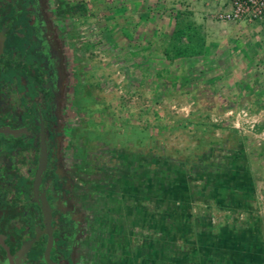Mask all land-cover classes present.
Instances as JSON below:
<instances>
[{"label": "flooded vegetation", "instance_id": "af4514ba", "mask_svg": "<svg viewBox=\"0 0 264 264\" xmlns=\"http://www.w3.org/2000/svg\"><path fill=\"white\" fill-rule=\"evenodd\" d=\"M50 2L0 0V264H83L102 242L139 246L143 230L112 213L128 199L124 151L96 158L66 134L74 26H55Z\"/></svg>", "mask_w": 264, "mask_h": 264}, {"label": "crops", "instance_id": "0c3cea01", "mask_svg": "<svg viewBox=\"0 0 264 264\" xmlns=\"http://www.w3.org/2000/svg\"><path fill=\"white\" fill-rule=\"evenodd\" d=\"M87 1L84 7L90 14L100 12L104 15L102 24L111 32V38L114 37L113 32L120 35L123 49L121 60L142 63L143 66L135 74L140 85L149 75L161 78L162 72L155 70L151 73L149 64L162 60L193 62L198 58L205 67L209 63L215 64L216 74H206L200 86L186 88L183 93L185 100L174 99L171 103L154 100L152 141L168 145L174 159L179 149L175 144L182 142L183 131L192 128L196 122L195 111H219L211 114L209 128L221 131L232 128L233 132L245 135L242 137L244 141L251 135L259 137L263 139V153L257 151L253 155L252 150H249L247 156L251 181L248 192L240 195L245 198L238 199L236 205L221 208L211 199L200 200L203 202L201 205L193 204V201L190 205L175 201L168 204L167 213L173 221L183 223L184 228H188V232L183 231V234L193 241L194 253L185 259L186 262L194 258L199 264H264V22L217 19L215 16L218 12L229 8L228 0H224L222 7L217 9L215 7L220 0ZM76 3L81 6L83 2L76 0ZM178 27L184 33L176 42L173 32ZM163 41L169 49L174 44L186 46L190 53L181 57H173V53L170 56L161 55L158 49ZM111 43L113 46V39ZM144 63L147 64L145 67ZM175 77L172 78L174 83L169 94L176 95L172 90L177 86ZM161 89L160 85L153 86L151 91L153 95L165 96L168 91L163 93ZM198 93L205 94L206 100H193ZM182 109L186 113L179 116L178 112ZM166 111L170 112L168 117L162 114ZM239 111L247 113L246 117L238 119L242 129L234 125L237 121L235 113ZM230 112L234 115L229 116ZM250 124H254L252 130L249 129ZM126 125L131 129L146 130L144 124ZM211 134L209 139H218L215 138L217 133ZM152 208L160 213L164 210L163 205H154ZM206 215L209 220L203 222ZM211 217H216L217 223ZM189 231L191 234L188 235ZM139 239L141 243L144 240L141 236Z\"/></svg>", "mask_w": 264, "mask_h": 264}, {"label": "rangeland", "instance_id": "374dc122", "mask_svg": "<svg viewBox=\"0 0 264 264\" xmlns=\"http://www.w3.org/2000/svg\"><path fill=\"white\" fill-rule=\"evenodd\" d=\"M223 1L220 0L215 8L222 7ZM71 2V0H51L50 3L52 6L57 4L59 9H62L63 16L61 20L53 17L59 23L55 22L57 24L55 26H74L68 32L71 52L69 51L67 56L68 82H70L68 96L72 103V98L75 95L74 107L76 108L74 111L72 108L66 111V134L72 140L75 138L77 151L93 155L96 158L100 154L103 155L104 150L107 151L106 156L108 158L114 157L115 154L122 151L129 154V156H159L167 161L183 164L186 168H192L194 165L200 167L211 161L222 160L229 153V150H238L239 147H241L246 157L248 167L249 150H252L251 154L253 155L257 151L263 153V139L251 135L250 138H246V141H244L242 137L245 135L233 132L232 128H227L224 131L213 130L209 128L208 121L211 114L214 115L219 111L203 113L199 110L195 111L196 122L192 128L184 130L182 142L175 144L179 149H177L178 154L174 155L175 158L172 159V151L168 145H160L151 139V135L154 133L151 123L154 100L159 99L161 102L168 103H171L174 99L185 100L186 97L183 93L186 88L200 86L201 81L205 80L206 74L209 76L216 74L215 64L209 63L205 67L198 58L194 59L193 62L162 60L160 63L149 64L151 73L155 70L162 72L161 78H154L149 75L144 83L140 85L135 74L138 73L140 66H143L142 63H126L121 60L123 53L121 37L119 34L117 36V32H113L114 37L111 38V32L106 30L102 24L103 19H105L103 18L104 15L100 12L99 14H90L87 7H84L88 1L81 0L82 5L78 6L76 3V16L71 19V16L69 17L67 14ZM112 39L114 40L113 46H111ZM165 44V41H163L159 46L158 52L160 51L161 55H164L167 49ZM146 65L144 63V67ZM127 75L131 76L127 77ZM174 75L176 76L175 83L177 86L174 84L175 87L172 90L176 92V95L169 94L170 87L174 83V79H172ZM159 85L162 87L163 93L168 91L165 96L153 95L151 88ZM204 95L198 93L197 98L193 97V100L205 101L206 95ZM71 103L70 106L72 107ZM185 113L186 111L182 109L178 112V115L182 116ZM162 114L168 117L170 112L166 111ZM127 123L132 126L135 124L142 126L140 124H144L146 130H143V128L131 129V127H127ZM207 124H209L208 128L206 127ZM5 125L11 127L10 124ZM212 132L217 133L215 135V138H218L217 140L209 139L212 137ZM5 137L7 136L0 134V140ZM198 203L201 205L203 202L198 199L193 202V204ZM146 204L151 207L163 205L164 210H162V213H167L169 209V203L149 202ZM206 216L207 218L203 222H206V219L209 218L208 215ZM213 220L217 223L216 217ZM108 227L110 225L104 221L103 224L98 225L99 229L97 231L102 232ZM186 230L188 232V228L183 227V231ZM139 232L142 231L139 230ZM143 232L145 237L149 234L146 228L143 229ZM187 234H191L190 231ZM136 241L137 239L134 237V242ZM139 241L141 243L140 239ZM96 247L97 249L89 258L82 261L83 264H132L129 253L123 247L118 248L121 250L120 252L117 249L108 248L109 246L105 242ZM181 262H183L182 264H199L194 258L187 262L184 259ZM140 264L157 263L151 258H144L140 260Z\"/></svg>", "mask_w": 264, "mask_h": 264}, {"label": "trees", "instance_id": "16d2710c", "mask_svg": "<svg viewBox=\"0 0 264 264\" xmlns=\"http://www.w3.org/2000/svg\"><path fill=\"white\" fill-rule=\"evenodd\" d=\"M183 33L180 27L173 32L176 42ZM170 53L173 57H181L190 51L186 46L174 44L165 50L166 56ZM123 155L129 162L128 199L126 206L113 208L112 213L128 215L129 231L135 227L149 231L146 237L141 234L144 240L139 246L132 247L130 235L127 242L123 239V246L135 264H140L144 258H151L157 264L179 263L194 253L193 241L183 234L184 224L173 221L168 213H160L146 203L176 201L190 205L197 199H211L219 207L227 208L245 198L240 195L248 192L251 181L241 147L229 150L222 160L192 168L159 156H129L125 152Z\"/></svg>", "mask_w": 264, "mask_h": 264}, {"label": "built area", "instance_id": "2783aa9c", "mask_svg": "<svg viewBox=\"0 0 264 264\" xmlns=\"http://www.w3.org/2000/svg\"><path fill=\"white\" fill-rule=\"evenodd\" d=\"M229 8L222 10L216 14V18L221 21L230 22H264V0H228ZM234 115L233 112L229 113ZM247 116L245 111H239L235 113L234 123L235 127L242 129L239 123V118ZM254 124H250L249 129L252 130Z\"/></svg>", "mask_w": 264, "mask_h": 264}]
</instances>
